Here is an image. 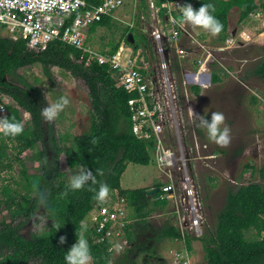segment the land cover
<instances>
[{"label":"trees","instance_id":"1","mask_svg":"<svg viewBox=\"0 0 264 264\" xmlns=\"http://www.w3.org/2000/svg\"><path fill=\"white\" fill-rule=\"evenodd\" d=\"M90 1L99 3L97 0ZM209 2L215 6L213 14L223 25L218 33L222 41L228 35L229 16L234 8L240 11L241 23L256 11H264V3L258 5L256 0H200L193 7L199 8L202 3ZM109 21L110 17H105L94 24L89 33H94L100 26L115 28ZM129 32L134 34L135 50L142 44L154 55L153 43L144 35L140 36L143 42H137L138 34L131 29H124L120 41H110V51L100 52H116ZM127 45L130 46L129 43ZM35 64L43 66L46 72L52 66L68 71L75 79L83 81L89 91L91 127L89 131L73 137L74 151L62 149L54 134L51 131L47 133L45 117L41 114L48 105L43 92L18 76L19 69ZM171 65L172 70L180 68L174 57ZM218 70H213V83L222 81L219 73L222 69ZM247 74L264 80V55ZM7 76L15 77L17 82L7 81ZM193 89L199 95L200 88ZM3 95L19 106L7 105L6 117L21 122L24 131L15 137L0 133V180L2 174L13 167L7 157L10 148L17 151V157L24 151L32 150L43 174H28L21 158H17L23 165L20 181L16 183L18 188L9 184L2 188L0 206L5 207L7 218L0 221V264H66L65 253L77 241V232L88 240L92 253L91 264H137L131 257L134 251L144 252L145 245L138 244L116 257L112 250L113 244L108 239L97 241V237L101 236L96 231L97 223L94 222L92 228L85 226L84 221L99 206V201L87 187L71 190L65 181L66 172L62 171L65 167L71 172L89 168L97 175L98 181L109 185L110 192L117 191L119 197L127 202L133 213L132 217L130 215L133 223L125 229L131 243L135 240L132 229L150 233L159 243L181 239L179 227L171 220H165L157 226L148 221L153 212L166 209L167 201H154L156 196L150 197L146 188L125 190L121 187V178L129 164L148 166L153 162L149 151L153 143L140 140L134 134L128 102L135 95L128 93L114 79L107 64H99L90 53L61 42H53L45 49L36 50L29 48L23 40L0 37V96ZM21 111L31 115L30 124L24 125ZM183 113L187 119L184 103ZM38 143H48L51 147L43 145L39 150ZM97 169L102 171V175L96 172ZM259 173L264 180V166ZM38 201L43 203L39 205ZM47 202L48 208L45 207ZM39 212L42 217H38L37 224L45 218L51 222L50 225L47 229L25 236L24 228ZM250 234L251 238L248 237ZM61 236L66 237L64 243H60ZM193 240L195 238L186 235L190 252ZM200 240L205 252L202 264H264V185L255 182L230 189L223 208L217 214L214 231L206 230Z\"/></svg>","mask_w":264,"mask_h":264},{"label":"rangeland","instance_id":"2","mask_svg":"<svg viewBox=\"0 0 264 264\" xmlns=\"http://www.w3.org/2000/svg\"><path fill=\"white\" fill-rule=\"evenodd\" d=\"M194 3L198 0H184V3ZM135 0L125 1L117 11V15L124 17L127 14V8H134L133 3ZM258 5L264 3V0H256ZM127 6V7H126ZM262 12V11H260ZM115 13V14H116ZM132 17V14L129 18ZM230 20L232 27L240 26L241 33L243 31L249 32L252 35V40L247 46L239 47L237 49H224L218 51L217 48H222L224 44L217 34L213 35L208 31L209 42L208 47L216 58L213 63V70L219 71L222 69L221 77L222 81L214 84L210 91H208L204 97L194 100L196 104V113L199 115L205 114V109H208V118H211V113L214 111H220L225 114L226 122L231 128V140L228 145H221L214 141L209 140L206 132L196 127L195 123L188 124L184 118L183 108L182 125L185 126L184 134L187 138V143L193 141V136L199 143H206L209 145V149L203 150L200 154L199 151L192 152V165L195 169V180L198 185L201 199L204 201V215L206 217L204 223V233L206 230L214 231L215 224L217 223V214L223 208L227 193L230 189L235 190L239 185H248L249 183H261L264 185V180L260 177L259 170L264 166V80L260 77H254L247 74L248 71L254 68L255 64L264 55V16L261 19L255 20L252 15L246 19L243 23L240 22V11L235 8L230 13ZM125 18V17H124ZM242 25V26H241ZM202 29L201 27H196ZM125 27L119 26L115 28H99L94 33L88 36V47L92 50L110 51V41H118L121 39ZM0 37H8L2 30H0ZM137 42L141 43V37L136 36ZM185 42V41H184ZM184 44L189 45V42ZM251 44V45H250ZM191 45V44H190ZM155 43L153 44L154 55L150 58L156 62L157 57L155 53ZM192 46V45H191ZM143 52L150 53L149 49H143ZM228 68L230 71L226 72ZM224 72V73H222ZM18 76L29 82L30 85L38 87L45 98V102L50 105L55 103L58 97L67 96L70 103L58 114V116L49 121L45 118V130L47 133L51 131L57 143L62 149L75 150L73 141L74 136L81 135L89 131L91 127V99L89 91L84 85L83 81L75 79L68 71L61 68L52 66L46 72L40 64H35L31 67L21 68L18 70ZM6 80L9 82H17L13 76H7ZM245 84V86L243 85ZM246 87V88H244ZM0 104L19 107L15 101L10 97L3 95L0 97ZM237 104V105H236ZM47 105V106H48ZM8 111L6 110V114ZM24 125L30 124L31 115L27 112L21 111ZM198 116L195 118L198 122ZM195 125L198 134L193 133V126ZM202 141V142H201ZM43 145L50 148L51 144L38 143V149H42ZM37 149V150H38ZM50 154V150L48 149ZM216 153L217 159H209V162L213 168H207L205 164L201 165L199 160H194L200 155H210ZM7 157L9 161H12V169L8 172H4L0 180V200L2 199V188L4 185H11L13 188H18L16 183L20 181V174L24 165L28 174H43L40 164L36 162L35 154L32 150L24 151L19 157H17V151L10 148L7 151ZM52 157V156H51ZM17 158H21L23 165ZM250 166L252 168H247ZM79 169H75L72 172L66 167L62 168V171L66 172L65 181L70 182L71 177L77 173ZM159 174L162 175L160 179ZM163 172L159 171L153 162L148 166H140L135 164H129L127 170L121 178V187L127 189H138L147 187L150 183L154 188L155 186H162L164 180ZM163 180V182H162ZM238 183V184H237ZM23 192V191H22ZM155 196V194L153 195ZM152 197V196H151ZM154 201L156 200L153 199ZM110 202L112 206H117L120 203L118 192H110L108 197L100 204ZM127 224L133 223L131 218L133 213L126 202L125 206ZM165 213L166 209L164 210ZM163 210L153 212L148 219L153 225H160L164 220H171L172 216L166 215L162 217V214L157 217L158 213H164ZM38 213V216L32 220L23 230L25 236H30L31 232H38L45 228L47 229L50 221L43 218V222L38 223V217H42ZM40 214V215H39ZM131 215V217H130ZM97 217V210H93L84 221V224L88 228L94 227V218ZM7 218L5 207L0 206V221ZM156 225V226H157ZM127 227V226H126ZM125 227V229H126ZM124 228H117L120 233L119 236L113 238L115 244L114 251L115 256L125 252L129 248H135L138 244L143 246V251H134V256L131 257L137 261V264H172V254L175 250H181L183 253L187 251V245L183 244L181 240L169 241L164 240L162 243L156 241L150 233H144L143 230L134 232L135 240L130 242L127 237L126 230ZM200 238H195L192 241V256L191 264L204 263V244ZM251 234L248 235L251 238ZM188 252H190L188 250ZM153 253V254H152ZM91 264V262H90Z\"/></svg>","mask_w":264,"mask_h":264},{"label":"built area","instance_id":"3","mask_svg":"<svg viewBox=\"0 0 264 264\" xmlns=\"http://www.w3.org/2000/svg\"><path fill=\"white\" fill-rule=\"evenodd\" d=\"M97 1L98 4L90 0H0V30L7 38L25 41L31 49H45L53 42H61L90 53L99 64H107L114 79L128 93L135 95L128 102L134 134L140 140L153 143L151 149L156 165L167 179L155 194L156 201H167L171 206L166 207L167 214L172 216L174 224L179 227L180 240L186 244V235L193 238L203 235L206 220L203 199L195 180L197 166L192 165L191 156L196 150L201 154L203 150L209 149V145L199 143L196 138L187 143L183 119L180 120L183 102L171 64L173 57L188 61L192 56V47L180 42L183 34L191 37L189 26L181 25L178 19L184 2L160 0L170 30L148 32L151 35L150 41L155 43L157 57L151 72L145 53L135 52L125 41L112 54H103L88 47L90 28L105 17L114 16L124 5V0ZM251 15L257 20L264 16V12L258 11ZM251 40L249 32H232L223 43L224 46L217 50L245 47ZM201 48L194 80L196 84L206 86V76H210L212 81V64L216 58L209 48ZM225 71L230 70L226 68ZM184 83L188 84L186 79ZM6 110V106L0 104V117H6ZM188 118L189 115L185 118L187 122ZM200 154L194 160L210 167L207 160L215 159V155ZM120 203L116 207L110 202L100 204L96 208L97 217L94 218L97 234L101 235L97 241L108 239L113 244L112 250L115 246L113 238L120 235L117 228L125 229L128 225L125 200L120 199ZM191 256L192 252H188V249L185 253L175 250L171 261L172 264H191Z\"/></svg>","mask_w":264,"mask_h":264},{"label":"clouds","instance_id":"4","mask_svg":"<svg viewBox=\"0 0 264 264\" xmlns=\"http://www.w3.org/2000/svg\"><path fill=\"white\" fill-rule=\"evenodd\" d=\"M214 11L215 6L211 2L202 3L199 8H194L191 3H187L181 6L182 16L178 19L181 25L189 24L193 27L199 26L215 35L222 30L223 25L213 14ZM69 103L70 100L67 96H60L55 103L45 107L41 114L47 120L51 121L55 119ZM189 114L193 117V122L196 127L201 128L206 132L209 140L221 145H228L230 143L231 128L227 124L226 117L223 112H212L210 119L208 118L207 108L205 109L204 115L198 116V114L194 113L191 108H189ZM197 116L199 118L198 122L195 119ZM0 130H2L5 135L15 137L23 133L24 127L21 122L16 121L14 118L10 119L9 117H0ZM96 172L102 175V171L100 169H97ZM89 180L92 181L91 184L88 183ZM69 187L73 191L87 187L95 193V199L99 202H103L108 197L110 191L109 185L105 182L98 181L97 175H94L93 171L89 168H85L79 173L73 175L69 182ZM119 199L123 198L119 197ZM40 203H43V201H38L39 205ZM48 206V202L45 203V207L48 208ZM65 240L66 237H60V243H64ZM64 259L66 264H90V261L92 260V253L88 240L79 232H77V241L66 251Z\"/></svg>","mask_w":264,"mask_h":264},{"label":"crops","instance_id":"5","mask_svg":"<svg viewBox=\"0 0 264 264\" xmlns=\"http://www.w3.org/2000/svg\"><path fill=\"white\" fill-rule=\"evenodd\" d=\"M125 1H129L130 2V0H125ZM198 1H200V0H198ZM198 1H196V2H198ZM153 2H154V6H152ZM196 2H194V3L191 2V4L194 5ZM186 3H187V1H186ZM160 4H161L160 0H143V1L142 0H135V2L133 3V7L134 8H132V9L127 8V11H128L127 14L128 15H125L124 16L125 18L124 17L122 18V17L118 16L117 13L114 14V16L110 17V21H109L110 25L113 24L116 27L123 26V28L125 27V29H129V30L131 29V30L135 31V34L137 33L138 36L144 35L150 40L151 39L150 38L151 35H149L148 32H151L153 30H160V31L166 30L168 32L170 30V26L167 27L168 19L166 17L165 11L161 8ZM184 5H185V3H184ZM234 9H233V11H234ZM258 11H262V10H258ZM258 11H256V12H258ZM262 12H264V11H262ZM131 14H132V17L129 18L131 16ZM181 16H182V14L179 17H181ZM187 25L189 26L188 29H189V31L191 33V37L187 36L186 34L185 35L183 34V36H181L180 42L181 43H185L187 41V42H189L192 45L191 46L189 44L192 47L190 49V52L192 53V56H191V59L188 60V61H184V60H181V59L177 60L179 62V64H180V68L177 69V70H172V73H173L174 77L176 78V80L178 82V89H179L178 92L180 93L181 101L185 104L186 113H188V115H189L188 124H191V123H193V117L190 116V114H189V108H191L194 111V113H196V111H197L196 104H195L194 100L199 99L201 97L203 98L204 95L208 91H210V89L214 85H218L219 83L218 84H214L209 79L210 76H206V84H207L206 86H200V85L195 83L194 73L198 70V65H197L198 61H197V59L200 57V55L202 53V51H201L202 48L201 47H205V45L208 47L207 43L209 42V35H208V31L207 30L197 29L196 28L197 26L193 27V26H191L189 24H187ZM232 25L233 24H232V22L230 20V17H229V27H228V35H227V37L232 32L233 33L241 32L240 31V28H241L240 26L233 28ZM108 27H109V25H108ZM99 28L101 29V28H105V27L100 26L96 30H99ZM89 34L90 33L88 32V36H89ZM130 34H132V32L128 33V35L126 37L127 41L125 39H123L121 42L125 41V42L129 43L130 46L129 45L128 46L131 47L135 52H138V51L142 52L143 49H146L141 44L140 47H138V49L135 50V48H136L135 46H137V45H136V41H135V38H134V34H132L133 35V43H130L128 41V38H129ZM217 35L220 38L219 34H217ZM225 40L222 41V43H224ZM140 42H143L142 39H141ZM145 55L147 56V62L146 63L148 64V67L151 70V67H153V65L155 66L156 62H154L153 58H150L151 56H149V58H148V55H150L149 52H148V54L145 53ZM205 67L207 69V65ZM210 68H211V66H210ZM210 71H211V69H210ZM151 72H152V70H151ZM211 74H213V72ZM184 79L187 80L188 84L184 83ZM182 81H183V83H182ZM243 85L245 86V84H243ZM194 87H199L200 88L199 95L195 94V91L193 89ZM244 88H246V87H244ZM197 129H198V127H197ZM192 132L195 133V134L196 133L198 134V132L196 131L195 125L193 126V131ZM193 138H195V136H193ZM149 151H150V153L152 155L153 163L156 166V168L158 169V167L156 165V158H155L154 152L152 151L151 147L149 148ZM212 154L215 155V159H217L216 158L217 154L216 153H212ZM202 164H205V166L207 168H210V169L213 168V166L211 164H210V167L206 163L202 162L201 165ZM159 177L161 179L162 175L159 174ZM162 182H163V180H162ZM143 188H146L149 191L150 188H154V186L150 183V185H148L147 187H143ZM167 207L171 208L170 205H168ZM167 209H166V212H167ZM161 214H162V217L163 216L165 217L167 213H165V211H164V213H160V214L158 213L157 217H159Z\"/></svg>","mask_w":264,"mask_h":264},{"label":"water","instance_id":"6","mask_svg":"<svg viewBox=\"0 0 264 264\" xmlns=\"http://www.w3.org/2000/svg\"><path fill=\"white\" fill-rule=\"evenodd\" d=\"M128 41H129L130 43H133V35H132V34L129 35ZM158 191H159V188H156V189H153V190H149V191H148V195L151 197V196H153L154 194H157Z\"/></svg>","mask_w":264,"mask_h":264},{"label":"flooded vegetation","instance_id":"7","mask_svg":"<svg viewBox=\"0 0 264 264\" xmlns=\"http://www.w3.org/2000/svg\"><path fill=\"white\" fill-rule=\"evenodd\" d=\"M1 97V96H0Z\"/></svg>","mask_w":264,"mask_h":264}]
</instances>
